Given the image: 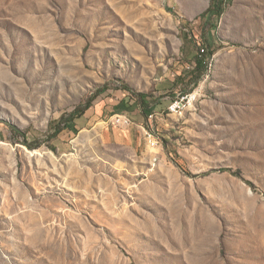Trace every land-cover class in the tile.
I'll list each match as a JSON object with an SVG mask.
<instances>
[{
  "label": "rangeland",
  "instance_id": "obj_1",
  "mask_svg": "<svg viewBox=\"0 0 264 264\" xmlns=\"http://www.w3.org/2000/svg\"><path fill=\"white\" fill-rule=\"evenodd\" d=\"M209 3L0 0V264H264V0Z\"/></svg>",
  "mask_w": 264,
  "mask_h": 264
},
{
  "label": "trees",
  "instance_id": "obj_2",
  "mask_svg": "<svg viewBox=\"0 0 264 264\" xmlns=\"http://www.w3.org/2000/svg\"><path fill=\"white\" fill-rule=\"evenodd\" d=\"M224 2L225 0H210L208 8L203 13H201L198 16V18L201 20H205V22L207 23H209L212 18H216L217 20L220 19V17L224 13V7H225ZM213 54L214 53H209L208 56L199 55V57L197 58V68L206 70V65L208 61L212 58ZM202 75L203 73H200L198 75V78L201 77ZM104 91H105V88H102L101 90L93 94L91 98H89L85 104L76 107L75 110L72 111L70 114L63 115L61 119L59 120V122L56 124L54 128V132L52 133L50 137L55 138L61 131H63L68 126V124L70 123L74 124V121L78 119L79 117H81L91 107V103L94 101V99L100 96L102 93H104ZM139 100L142 105L148 104L144 101L143 95L139 97ZM25 145L28 147H31L28 143H25Z\"/></svg>",
  "mask_w": 264,
  "mask_h": 264
},
{
  "label": "built area",
  "instance_id": "obj_3",
  "mask_svg": "<svg viewBox=\"0 0 264 264\" xmlns=\"http://www.w3.org/2000/svg\"><path fill=\"white\" fill-rule=\"evenodd\" d=\"M200 52L202 54L205 53L204 49H200ZM190 99V96H184L183 98H181L180 100L174 101L172 102L168 107H167V111H172V110H179V106L185 104V101ZM155 119H147V121L153 122ZM131 119L126 116V115H116L114 117H111V119H109L108 123H110L112 126L114 127H118V128H129V121ZM141 132V135L143 137V140L145 142V135H152V142H145L146 146L152 150H155L158 148V138L154 137V129L152 128V126L148 125V126H144L141 125V128L139 129Z\"/></svg>",
  "mask_w": 264,
  "mask_h": 264
},
{
  "label": "bare ground",
  "instance_id": "obj_4",
  "mask_svg": "<svg viewBox=\"0 0 264 264\" xmlns=\"http://www.w3.org/2000/svg\"><path fill=\"white\" fill-rule=\"evenodd\" d=\"M194 99H195V95L190 96V99L188 100L189 103H191ZM183 107H184V104L179 106V110H172V111H168V112H169L170 114H176V113L182 111ZM151 113H152V112H151ZM153 117H154V114H149L148 117H147V119H153ZM131 125H132V122H131V120H130V121H129V127H130ZM154 133H155V132H154ZM145 137H146V139H147V142H152V135H145ZM154 137H155V135H154Z\"/></svg>",
  "mask_w": 264,
  "mask_h": 264
},
{
  "label": "crops",
  "instance_id": "obj_5",
  "mask_svg": "<svg viewBox=\"0 0 264 264\" xmlns=\"http://www.w3.org/2000/svg\"><path fill=\"white\" fill-rule=\"evenodd\" d=\"M134 119H136V121H140V115H136ZM78 121L79 120H75V125L78 124Z\"/></svg>",
  "mask_w": 264,
  "mask_h": 264
}]
</instances>
